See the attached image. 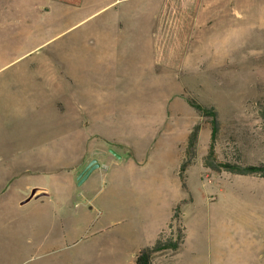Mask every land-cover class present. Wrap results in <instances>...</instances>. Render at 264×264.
<instances>
[{"label":"rangeland","instance_id":"obj_1","mask_svg":"<svg viewBox=\"0 0 264 264\" xmlns=\"http://www.w3.org/2000/svg\"><path fill=\"white\" fill-rule=\"evenodd\" d=\"M37 1L0 0V264H133L123 250L120 263L113 260V233L124 229L129 243L130 212L144 200L159 206L164 191L194 200L180 204L187 223L208 218L217 237L207 239L205 225L188 236L199 257L209 254L207 264H264V180L216 178L202 167L209 119L188 103L217 113L218 161L264 164V0H210L188 52L178 60L170 52L167 64L91 53L87 64L76 49L82 25L54 38L62 23ZM169 12L188 14L172 5ZM176 35L170 22L169 51ZM87 102L98 116L80 122ZM196 124L183 188L180 145ZM132 152L142 163L134 171ZM87 162L97 168L79 179ZM121 173L136 179L120 184L112 176ZM39 188L47 197L21 204ZM146 190V198L132 194ZM211 196L215 205L232 202L230 228L208 213ZM213 214L220 217L219 209Z\"/></svg>","mask_w":264,"mask_h":264},{"label":"crops","instance_id":"obj_2","mask_svg":"<svg viewBox=\"0 0 264 264\" xmlns=\"http://www.w3.org/2000/svg\"><path fill=\"white\" fill-rule=\"evenodd\" d=\"M202 1L203 0H39L37 2L44 4L46 9L43 11L50 21L62 23L61 26L54 29V38L60 37L73 27L82 25L81 31L76 35L77 37H81L80 41L76 42L79 44L76 49L86 55L84 61L87 64L91 63L88 57L90 53L109 55L112 62L118 61V63H120L123 58L125 61H127L126 58L135 60L136 56L139 55L140 59L147 62L167 64L171 53L173 55L177 54L176 60H178L179 55L185 54L186 46H188L191 37L194 36L193 33L196 30L199 31L202 22L206 19L207 15L211 13V1ZM170 5L177 10L182 8L184 13L188 12L187 16L181 14L178 19H176V14H171L169 12ZM170 22L174 25L178 42L175 44L173 41L169 51ZM63 28H65V30H62ZM173 45L174 47H172ZM175 47L177 50H175ZM187 52L188 48L186 50V53ZM71 62V59L70 61H66V65L68 64L71 67ZM113 65H116V63ZM111 67L110 65V68ZM82 85L86 86L87 84L82 82ZM80 110L82 113L80 122H83V118H88L86 113H91L93 118L98 116L96 113H99L97 105H90L88 102L86 106L83 104ZM70 113L74 112L70 111ZM189 131L190 128L185 132V139L180 145L182 152ZM200 131L199 134L201 133ZM126 157H129L128 164H130L131 171L136 170L137 166L142 165L141 161H136V156L133 152L131 156ZM182 157L183 154L181 153L179 164L182 161ZM119 158L121 159V157ZM88 163L89 162L83 166V169ZM215 174H217L215 175L216 178L221 176L220 173ZM211 176L212 172L205 175L206 179H209ZM112 178L121 184V182L127 181L132 183L135 181L136 176L121 173L118 175L114 174ZM145 182L146 180L144 179L143 183L145 184ZM33 191L35 194L30 198ZM31 193L21 204L31 199L47 197V191L45 189H33ZM132 194H135V198H137V196L146 198V196L149 195L147 190L144 192H133ZM216 201V196L209 197L208 213H212L214 222L221 219V225L224 226V229L230 228L233 223L232 202L226 201L224 205L220 202V204L217 203L218 205H215ZM180 204L191 207L194 205V200L191 197L186 198L179 194L174 195L170 191H164L159 206L153 207L151 201L150 204L147 205L146 200H144L142 206L136 205L137 207L130 212L129 216L131 220L129 232V237H131V239H129V243L126 237L127 232L124 231V229L120 228L113 233L112 249L110 250L113 260L117 258V262L120 263V256L123 250L125 254L131 257V261L134 264V258L137 252L143 248L151 247L158 235L166 231L174 208ZM218 209L220 211V217H216L213 214L214 211ZM180 215L181 223L185 230V238L180 250L176 253H162L154 258L152 264H199L200 262H206L205 264H207L209 254L204 256L205 259H203L204 257H202V255L199 257V251L188 236L191 235V238H195L198 236L196 231L199 225H205L207 239L208 237H217L216 235H212V232L207 228L208 218L203 219L196 215L187 223L185 216H182L181 213ZM217 251L219 252V250Z\"/></svg>","mask_w":264,"mask_h":264},{"label":"trees","instance_id":"obj_3","mask_svg":"<svg viewBox=\"0 0 264 264\" xmlns=\"http://www.w3.org/2000/svg\"><path fill=\"white\" fill-rule=\"evenodd\" d=\"M189 105L201 118L209 119L211 129L210 143L206 155L202 159V167L215 173H228L234 176H252L264 180V164L240 166L230 162H220L216 159L215 140L218 131L217 113L214 108L204 107L190 100ZM200 131L199 125H194L187 136V140L183 149V157L178 170V177L183 188H185V170L193 163L195 159V151ZM180 205H177L166 231L160 233L151 247L143 248L137 252L134 258V264H152L154 258L162 253H176L180 250L184 238L185 230L181 225V215L179 210ZM177 224V227H176ZM175 228V231H173Z\"/></svg>","mask_w":264,"mask_h":264},{"label":"water","instance_id":"obj_4","mask_svg":"<svg viewBox=\"0 0 264 264\" xmlns=\"http://www.w3.org/2000/svg\"><path fill=\"white\" fill-rule=\"evenodd\" d=\"M94 162L89 163L84 170L81 172L79 179L82 178L83 180L94 170L97 168V165H94ZM34 191L31 193L30 198L34 196Z\"/></svg>","mask_w":264,"mask_h":264}]
</instances>
